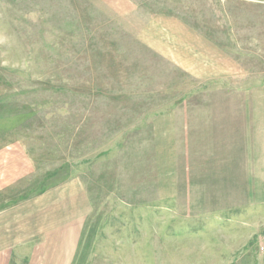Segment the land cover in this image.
<instances>
[{
  "label": "rangeland",
  "instance_id": "374dc122",
  "mask_svg": "<svg viewBox=\"0 0 264 264\" xmlns=\"http://www.w3.org/2000/svg\"><path fill=\"white\" fill-rule=\"evenodd\" d=\"M183 24L208 67L264 63L263 3L0 0V264H264V166L204 139L240 80L190 75Z\"/></svg>",
  "mask_w": 264,
  "mask_h": 264
},
{
  "label": "crops",
  "instance_id": "0c3cea01",
  "mask_svg": "<svg viewBox=\"0 0 264 264\" xmlns=\"http://www.w3.org/2000/svg\"><path fill=\"white\" fill-rule=\"evenodd\" d=\"M247 1L264 4V0ZM234 12L238 13L237 11ZM170 27H175L184 32L183 39L186 40L188 55L183 64L186 67V71L193 77H204L205 72L210 70L219 71V64H221L222 67H234L231 63H227L226 60L222 61L221 59L220 61L218 59H215L214 61L212 60L213 63L210 62V67H208V61L204 58L206 47L208 46L209 49H212L211 47L216 45H213L204 34L197 32L190 26L183 24L182 26L170 25ZM223 28V22H220V30H224ZM227 29L229 30L228 27H226L225 30ZM260 33L262 35H260ZM260 33L253 37V39H249L252 44L260 46V40L264 36L263 32ZM230 34L231 32H229V35ZM234 36V40L229 42L235 46L244 44V42L238 41L239 35L237 34V24L235 25ZM193 46L200 47L194 49ZM257 51L258 48L256 49V53ZM256 53L255 56L251 57L255 59L261 58L259 55H256ZM261 60V62H264V58ZM261 64L262 65L255 70L254 67L248 69L247 66L243 65L242 61H239L237 63L239 69L234 67V70L238 75L236 80H240L241 84L239 85L236 83L235 87H233L235 89L224 90L227 92L221 91L222 94L220 95V93H218L216 98L213 99V102L219 105V110L212 109L214 120H218V124L226 126L228 129L225 131L224 139L219 132H216L217 136L209 134L204 137V139L211 140L213 136V140L219 143L220 153L217 155V158H213L220 168H223L224 164L226 169L228 166L234 165L240 170L238 160L231 161L230 163L222 160L225 158L237 159L236 157H240L239 164L246 174L247 172H253L255 174L259 173L262 171V166H264V128L261 129V127H264V121H260V119H264V115L260 116L264 113V63ZM221 141L226 143L224 146V152L221 149ZM236 149L241 152L236 154ZM202 156H205V158L212 157L204 151ZM44 243L45 245L40 248L45 250V253L48 252V254H51V252L59 246V249L55 251L53 258L61 260L63 254L59 239L56 238L54 241L51 239H45ZM8 255L9 257H7L6 260H9V262L7 264H12V257L15 255L14 246L10 249ZM49 261L48 258L45 260V262L50 264Z\"/></svg>",
  "mask_w": 264,
  "mask_h": 264
}]
</instances>
